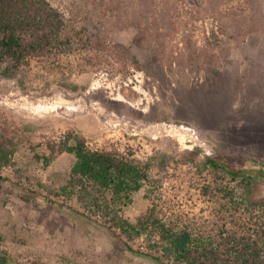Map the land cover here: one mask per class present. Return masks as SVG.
<instances>
[{"label":"rangeland","instance_id":"374dc122","mask_svg":"<svg viewBox=\"0 0 264 264\" xmlns=\"http://www.w3.org/2000/svg\"><path fill=\"white\" fill-rule=\"evenodd\" d=\"M50 1L72 16L80 41L12 76L0 71V131L18 145L14 165L0 170V251L9 264H175L159 237L129 238L62 195L76 157L58 144L70 133L151 164L153 187L125 210L131 222L154 207L206 237L257 241L264 256V208L206 163L223 157L250 171L253 199L264 197V19L241 36L231 21L229 32L218 28L212 0ZM231 6L242 13L235 1L221 9ZM51 147L55 159L45 166L36 155ZM197 149L195 161H184ZM217 183L236 186L240 206Z\"/></svg>","mask_w":264,"mask_h":264},{"label":"trees","instance_id":"16d2710c","mask_svg":"<svg viewBox=\"0 0 264 264\" xmlns=\"http://www.w3.org/2000/svg\"><path fill=\"white\" fill-rule=\"evenodd\" d=\"M213 1L216 0L211 1L210 11L217 14L214 18L219 21L218 28L223 33L230 31L224 26L231 21L233 31L246 36L256 31L257 26L261 25V18L264 19V0H217L222 1L219 4ZM233 1L242 7V13L236 12L232 6L231 12L221 9L222 3L227 5ZM198 3L202 5L200 0ZM101 9L105 10L104 7ZM71 17L50 0H0L2 74L12 76L29 65L34 57L73 50L83 32L72 25ZM235 19L243 21L242 26L235 27ZM58 147L60 152L76 157L70 179L61 188L62 195L75 196L87 211L107 217L112 228L129 238L137 239L142 235L159 237L163 244L162 251L175 264H264L263 251L257 241L246 240L236 234H227L219 239L211 235L206 237L189 227L164 220L154 207L138 218L136 223L128 220L125 210L133 204L135 194L146 185L153 187L149 162L143 163L115 151L94 150L84 137L71 133L61 140ZM17 149L16 141L0 131V170L14 165ZM55 152V148L51 147V155L36 157L49 166L55 159ZM199 154V149L193 150L185 156L184 161H195ZM206 163L216 174L224 173L233 182H242L246 186L244 196L248 198V203L264 208V197L256 201L253 199L252 185L256 176L250 171L233 165L223 157H207ZM0 179L6 178L0 174ZM214 190L235 209L244 201L243 194L238 196L236 186L217 183ZM9 261L11 257L8 252L0 251V264H9Z\"/></svg>","mask_w":264,"mask_h":264}]
</instances>
